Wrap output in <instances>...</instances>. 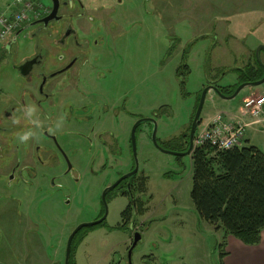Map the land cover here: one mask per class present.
<instances>
[{"label": "rangeland", "instance_id": "374dc122", "mask_svg": "<svg viewBox=\"0 0 264 264\" xmlns=\"http://www.w3.org/2000/svg\"><path fill=\"white\" fill-rule=\"evenodd\" d=\"M29 3L22 25L50 1ZM111 5L114 10L107 6L101 12L109 30L94 51L105 53L115 72L107 80L112 84L106 98L115 105L126 98L131 118L112 128L113 138L106 139L102 152L88 138L74 139L72 127L42 120L38 129L24 115L37 98L15 70L32 53L29 27L0 48V264H65L71 233L98 217L104 189L135 166L129 182L144 189L140 199L146 211L137 215L135 207L121 227L129 199L112 192L107 226L77 236L69 264H222L228 237L198 217L190 199L191 158L172 153H183L181 135L188 133L205 88L216 87L229 97L250 69L257 73L264 65V0H115ZM19 9L14 0H0V14ZM41 40L33 43L46 50ZM251 94L264 95V83L243 88L232 99L208 91L194 142L217 116L240 118L239 108ZM10 107L20 109L18 122L17 117L5 120ZM141 119L153 123L143 122L136 130L134 155L130 131ZM154 126L158 146L169 153L154 146ZM46 128L60 152L41 137ZM29 129L33 135L21 143L19 135ZM245 136L249 146L263 149L264 126L249 127ZM36 146L49 151L42 155L45 167L37 163ZM135 228L141 242L129 260L126 248Z\"/></svg>", "mask_w": 264, "mask_h": 264}, {"label": "flooded vegetation", "instance_id": "af4514ba", "mask_svg": "<svg viewBox=\"0 0 264 264\" xmlns=\"http://www.w3.org/2000/svg\"><path fill=\"white\" fill-rule=\"evenodd\" d=\"M49 1L50 4L47 8L39 4V7L45 9L40 13L34 11L33 20L22 25L11 36L16 38L17 33L23 32L26 26L37 22L29 27L35 28V30L28 28L27 32L29 41L32 43V53L25 57L15 67V70L29 83L31 90L37 95L34 103L36 113L33 119L38 122L44 120L47 124L72 127L73 129L69 133L74 136V139L88 138L97 151L102 152L106 139L113 138L112 128L117 123H125L131 118L125 103L126 98L121 100L120 105H115L111 99L106 98L105 90L112 84L107 80L115 75V72L112 70L109 57L105 53L96 54L94 51L96 47L101 48L104 43L103 36L109 30V23L101 15V12L107 6L114 10V6L111 4L115 0H110L111 4L101 3L104 0H95L88 5H84L81 0H58L56 17L44 25L38 21L46 18L52 12L53 2ZM37 39H42L46 50L41 49L40 44L33 43ZM259 68L264 72V65ZM88 95L91 100L94 98L95 103L87 101L86 96ZM101 100L104 102L103 106L99 104ZM19 110L16 107H10L5 113V120L17 117ZM137 122L140 123L136 130L143 122L153 123L151 119H141ZM40 135L43 139L52 142L60 152L56 137L50 133L48 128L42 130ZM42 147H35L34 156L37 163L45 167L47 158L42 159V155L49 151L46 150V147ZM121 177L102 192L100 203L103 210L98 217L93 222L80 224L71 233L68 264L70 263L71 244L77 236L86 235L90 230L107 226L106 202L112 192L118 191L121 196L129 199V203L120 214L121 227L126 224V220L131 218L135 207L138 209L137 215H143L146 211L143 210L144 203L140 199L144 189L142 191L141 186H135L129 182L132 176L111 189ZM96 222H98L97 225L78 229L82 225ZM140 233L138 228L133 230L130 244L126 248L127 259L134 238L138 237L137 245L141 242Z\"/></svg>", "mask_w": 264, "mask_h": 264}, {"label": "trees", "instance_id": "16d2710c", "mask_svg": "<svg viewBox=\"0 0 264 264\" xmlns=\"http://www.w3.org/2000/svg\"><path fill=\"white\" fill-rule=\"evenodd\" d=\"M263 75L258 66L257 73L250 69L241 83L254 82ZM191 122L188 133L181 135V152L188 150ZM189 156L190 199L198 217L215 230L223 229L225 238L231 236L246 246L258 245L264 231V154L249 145L216 151L209 144H202Z\"/></svg>", "mask_w": 264, "mask_h": 264}, {"label": "built area", "instance_id": "2783aa9c", "mask_svg": "<svg viewBox=\"0 0 264 264\" xmlns=\"http://www.w3.org/2000/svg\"><path fill=\"white\" fill-rule=\"evenodd\" d=\"M29 1L14 0V4L21 6V9L11 15L0 14V48L7 38H10L27 19L26 13L31 10ZM239 112L242 117L251 119L250 125L264 126V95L251 94L245 99L243 107L239 108ZM248 127L249 125L246 123L226 121L224 116L219 115L207 127L206 131L195 140V144L196 146L209 144L216 151L231 150L242 145Z\"/></svg>", "mask_w": 264, "mask_h": 264}, {"label": "water", "instance_id": "95a60500", "mask_svg": "<svg viewBox=\"0 0 264 264\" xmlns=\"http://www.w3.org/2000/svg\"><path fill=\"white\" fill-rule=\"evenodd\" d=\"M53 2V10L52 12L44 19L38 21V22H42L44 25H47L49 21L53 20L56 15H57V7H58V0H52ZM37 22L35 23H32L28 26H26V28L28 27H31L33 25H35ZM25 28V29H26ZM20 33V32H19ZM17 33V35L19 34ZM15 38H13L12 41H14ZM261 49V48H260ZM258 53V50L256 51V54ZM264 83V76L262 79L258 80V81H254V82H246V83H243L241 84L236 90L235 92L229 96V97H225L223 96L218 90L216 87H213V86H210V87H207L203 90L201 96H200V99H199V102H198V106L196 108V111H195V114L193 116V119H192V122H191V126H190V132H189V138H188V150L186 152H183V153H172L173 155L175 156H183V155H189L190 152L193 150V138H194V135H195V131H196V128L200 122V115H201V111H202V107H203V104H204V99H205V96L207 94L208 91L212 90L214 92H216L219 96L221 97H224V98H227V99H232L240 90H242L243 88H246V87H255V86H258V85H261ZM140 122H137L133 128H132V131H131V143H132V148H133V152H134V155H135V131H136V127L137 125L139 124ZM155 133H156V127L154 126V130L152 132V142L154 144V146L158 147L161 151L163 152H166V153H169L167 151H165L164 149L160 148L157 144V141L155 139ZM137 172V167L135 166V168L132 170V172H130L129 174L125 175V176H122L112 187L111 189L115 188L119 183H121L123 180L135 175ZM98 222L96 223H92V224H88V225H82L80 226L78 229L84 227V226H94V225H97ZM137 242H138V237H135L134 238V243L132 245V247L130 248L129 252H128V256H129V260H130V257H131V254H132V251L133 249L136 247L137 245ZM69 244H70V241L68 242V247H67V252H66V264H68V258H69Z\"/></svg>", "mask_w": 264, "mask_h": 264}, {"label": "crops", "instance_id": "0c3cea01", "mask_svg": "<svg viewBox=\"0 0 264 264\" xmlns=\"http://www.w3.org/2000/svg\"><path fill=\"white\" fill-rule=\"evenodd\" d=\"M245 118L246 117L241 116L237 120L235 118H233V120L234 122H244L248 124L249 127H252L253 125H250L251 121L248 122V120H245ZM210 124H208V126ZM263 141L261 146L264 145ZM244 145H250V141L249 139H247V137L244 141L243 146ZM258 150L263 153L264 146L262 150ZM224 253V257L222 258L223 264H264V231L261 232L260 243L256 246H246L239 240L229 236L226 240Z\"/></svg>", "mask_w": 264, "mask_h": 264}, {"label": "clouds", "instance_id": "9594fccd", "mask_svg": "<svg viewBox=\"0 0 264 264\" xmlns=\"http://www.w3.org/2000/svg\"><path fill=\"white\" fill-rule=\"evenodd\" d=\"M36 113V107L34 104H29L25 107L24 115L29 118L30 123L37 124V128L41 127V124L36 120L33 119L34 114ZM15 122V121H14ZM59 127V125H57ZM33 135L32 131L29 129L28 131L23 132L19 135L18 139L21 143L27 141Z\"/></svg>", "mask_w": 264, "mask_h": 264}]
</instances>
